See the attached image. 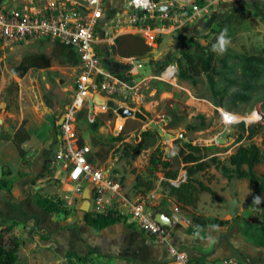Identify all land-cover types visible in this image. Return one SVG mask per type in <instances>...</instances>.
I'll use <instances>...</instances> for the list:
<instances>
[{
    "label": "rangeland",
    "instance_id": "obj_1",
    "mask_svg": "<svg viewBox=\"0 0 264 264\" xmlns=\"http://www.w3.org/2000/svg\"><path fill=\"white\" fill-rule=\"evenodd\" d=\"M45 1L0 0L7 7L20 9L30 3L39 5ZM77 1L83 2L84 0ZM107 1H109V8L113 11L118 10L124 2V0ZM194 1L211 4L207 12L201 15L200 20L196 19L195 24L185 27L187 31L190 29L193 31L183 35L180 30H177L171 36L165 34L155 36L153 41L151 35L144 36L146 43L152 48V53L149 57L141 60L145 62L144 67L134 78L138 83V100L119 104L121 107L139 111L146 121L134 120L133 118L123 120L110 110L98 113V109H95L93 111L95 115L93 123H98L100 128L97 132H92L91 123L88 120L90 111L83 109L77 114L76 137L80 144H87L94 154L99 151L100 147H94L92 139H96L106 150L111 147L107 159L103 163L97 162L96 165L111 170L113 177L122 185V191L126 197L130 199L146 198V196L154 194L153 204L149 205L152 211H154L153 208L156 209L155 207L159 203L161 205L167 199L176 204L174 199L168 197L167 187L164 185L165 173L167 171L176 173L177 177L173 181L186 173L182 153H189L184 147V141L188 140L192 145L202 148L200 162L207 165L204 171L195 175V178L212 192L211 194H200L196 208L180 209L187 216L191 218L198 216L210 225H215L214 227L241 224L245 229V222L250 217L249 215L254 222L255 219L257 221L264 220V206H262L263 208L259 205L253 206L254 203L251 201L256 190L254 184L248 180L228 182L220 170L209 161L216 157L219 165L228 166L229 157L240 146L250 144L256 145L260 151H263L264 77L254 81L242 77L240 70L234 66V58L264 55V13L254 16L255 10L253 8L255 2H264V0ZM232 9L241 10L245 20L242 23L230 20L225 26H220L230 17ZM196 25L198 27H195ZM225 30L226 39L229 40L227 49L223 54L214 52L216 58L215 89L220 92L227 89L229 94L246 96V100L229 97L222 99L221 96H214L204 75L192 77L184 62L182 61V66L178 63L181 61L183 53L197 57L204 53L208 47L213 49V45L217 44L215 41H218ZM53 47L54 43L48 40L22 43L13 46L11 49L0 47V125L4 122L12 126L15 125L14 114L23 107L24 111L30 110L37 119H46L47 122H50L53 136L55 121L68 102L66 93L74 88L75 78L80 73L79 64L68 66L53 61L49 69L28 71L22 79L12 72V69L18 66L25 56L31 54L50 55ZM165 55L166 60H160ZM107 59H117V66L119 67L113 68V70L119 74L126 73L127 62L114 58L110 54ZM161 65H165V68H161ZM169 65H174L177 73L174 79L164 80L162 72ZM227 80L234 81L239 85L247 84L251 89L247 91L235 86L227 88ZM6 89H9L8 92ZM219 102L222 103L221 106H218ZM220 110L222 114H231L238 122L236 126L235 124L227 125L223 122ZM47 115H49L48 118ZM151 122L163 123L165 132L175 137L182 135L183 139L164 141L157 133V135H148L144 140V149L134 161L121 159V152L114 153L116 149L122 150L125 145L139 143L143 132L152 131L147 126ZM253 127L256 128L257 132L255 136L250 137L249 130ZM117 136L124 140L116 143L109 142L110 137ZM219 138L225 142L217 144L215 139ZM153 155L159 156L161 161L168 162L170 167L164 169L158 165L154 173L150 174L149 161ZM9 156L11 158L10 154ZM244 169L246 168L244 167ZM54 170L56 171V169L50 168V179L43 183L44 186L40 189V194L60 202L64 195L63 190H67V187H64L61 182L64 179V173L58 179L53 178ZM254 171L260 181L264 175V161L258 164ZM56 172L59 173L58 170ZM138 176L142 177L143 182L151 181L153 188L150 191H145L143 187L136 188L135 180ZM233 198L238 201L239 212L231 218L227 203ZM248 203L249 206L242 210V205ZM82 204V202L75 200L74 206L65 209L69 211L70 215L76 216L78 213L82 217L85 213L82 206L84 209L88 206ZM63 207L65 206L63 205ZM58 216L64 215L58 214ZM17 230L18 237L23 241L22 249L19 252L20 263L25 264L28 259L32 258L33 254L42 253L41 247L37 246L33 240L36 239L38 230L28 227L26 223L19 224ZM42 237L45 236L40 235V238ZM30 245L35 248L34 251L29 250ZM58 260L51 253L48 257L44 256L40 264H57ZM91 261H93L92 264H107L106 261L97 259Z\"/></svg>",
    "mask_w": 264,
    "mask_h": 264
},
{
    "label": "built area",
    "instance_id": "obj_2",
    "mask_svg": "<svg viewBox=\"0 0 264 264\" xmlns=\"http://www.w3.org/2000/svg\"><path fill=\"white\" fill-rule=\"evenodd\" d=\"M184 2L174 0L165 8L156 0H128L121 13L108 19V39L114 42L113 35L127 27L135 29L141 36L151 35L153 41V34L181 30L196 19L199 20L209 7L208 2L203 5L194 0ZM104 18L105 0H46L39 5L30 3L22 9L7 7L0 2V47L11 49L22 43L50 40L74 52L78 59L80 73L75 78L70 100L57 124L60 142L50 159V168L58 170L60 175L64 173L62 183L67 190H63L61 200L65 208L74 206L75 200L83 203L87 192V213L93 216H121L125 223L133 224L157 243L166 244L175 263L193 264L185 253L176 251L169 244L173 231H196L191 217L175 206L167 215L170 228L160 226L149 207L155 199L154 194L146 198L126 197L122 185L113 177L111 170L92 163V149L87 144H80L76 137L77 114L83 109L90 111L89 103L95 97L117 103L138 100V83L134 78L143 69L144 63L125 59L128 65L126 73L119 75L106 67L95 48L97 28L103 26L101 22ZM176 73L175 66L171 65L162 72V77L164 80L174 79ZM95 109H98V113L110 110L117 115L116 111L105 105L94 103L93 111ZM220 114L225 122L221 110ZM94 119L93 112L89 114L88 120L93 124ZM237 123L228 121L226 124L236 126ZM185 180L186 174H183L176 181H170V184L178 187ZM223 264L236 263L233 259H227Z\"/></svg>",
    "mask_w": 264,
    "mask_h": 264
},
{
    "label": "crops",
    "instance_id": "obj_3",
    "mask_svg": "<svg viewBox=\"0 0 264 264\" xmlns=\"http://www.w3.org/2000/svg\"><path fill=\"white\" fill-rule=\"evenodd\" d=\"M127 1L124 0L120 8L113 11L109 8V1L105 0V18L101 22L103 26L97 28L95 48L109 70L119 66H117V59H107L109 54L112 55L111 45L114 44L108 39L109 33H106L110 26L108 19L121 13ZM172 1L174 0H159V4L166 8ZM184 1L187 3L190 0ZM210 4L208 2V5ZM193 24L195 23L190 24L189 27ZM187 26L185 27L187 28ZM185 27L180 30L183 35L193 31V29L187 31ZM175 32L165 31L153 35L171 36ZM122 34L139 35L135 29L124 27L113 35V39L115 40ZM144 36L141 37L146 42ZM163 57L166 60V55ZM119 59L125 62V59ZM134 60L141 61L142 59ZM71 94L72 89L66 93L68 102ZM64 108L55 121L53 136L50 122H47L46 119H37L36 115L30 110L24 111L23 107L14 114L15 125L12 126L6 122L0 125V180L7 185L6 188H0V223L2 225L16 223L14 234L17 237V227L22 223L38 230L37 237L33 240L37 246L41 247L40 251L46 254H33L25 264H40L41 259L44 256L48 257L51 253L59 259L57 264H70L66 260V255L69 252H74L77 257L82 259L81 262L72 259L74 264H92L91 260L93 259L106 261L107 264H177L171 258L166 244L157 243L153 238L139 231L133 224L125 223L121 216H117L119 220L114 224L98 230L87 226L83 221V216H79L78 213L76 216L68 214L59 217L58 214H48L37 204V198L43 196L40 194V189L44 186L43 183L50 179V159L59 146L60 135L57 124L61 120ZM48 117L49 115H47ZM16 135V140L24 139L18 146L15 140ZM13 154L14 156H12ZM56 171L53 178L58 179L63 174L60 175ZM152 202L151 204H153ZM252 203H254L253 206L259 205L263 208L264 186ZM243 205L242 210L245 209H243ZM175 206L177 205L173 201L167 199L161 205L159 203L155 207L156 209L153 208V213L167 216ZM123 211L122 215H124ZM249 216L245 222V229L241 224L214 227L215 225H210L207 222L205 226H201L195 222L194 218H191L196 226V231H173L169 244L176 251L185 253L193 264H223L227 259H233L236 264H264V245L257 243V241L264 242V220L257 221L255 219L254 222L251 215ZM246 233L253 234L256 242L251 241ZM40 235L45 237L40 238ZM29 250L34 251L35 248L30 245Z\"/></svg>",
    "mask_w": 264,
    "mask_h": 264
},
{
    "label": "trees",
    "instance_id": "obj_4",
    "mask_svg": "<svg viewBox=\"0 0 264 264\" xmlns=\"http://www.w3.org/2000/svg\"><path fill=\"white\" fill-rule=\"evenodd\" d=\"M156 1L159 2V0ZM199 4L203 5L204 2H199ZM253 8L255 10L254 16L263 14L264 2H255L253 4ZM230 20H234L237 23H242L245 20V16L241 10L232 9L230 17H228L225 23L223 22L222 25L220 24V26H225V24H227ZM158 43H160V41H158ZM215 43H218V41H215ZM151 52L152 48L144 41V39L140 35L133 34H122L117 36L114 40V44L111 47L112 55L121 59L134 58L139 60L149 57ZM53 61L68 66H76L79 63L74 52L55 42L50 55H27L21 60L18 66L12 69V72L18 78L22 79L30 70L49 69ZM182 61L184 62L185 66L187 67V71L192 77L204 75L207 78L211 92L214 96H221L222 99L224 97H229L231 99L235 98L246 100V96L239 94H229L227 89L221 92L215 89L214 74H216V58L212 47H208L204 53L198 55L197 57H193L190 54L183 53L181 61H178L179 65L182 64ZM234 61V66L235 68H238L240 70L242 77L247 78L250 81L260 80L262 77H264V55L259 54L244 56L241 58L235 57ZM160 67L165 68V65H161ZM231 86L240 87L247 91H250L251 89V87L247 84L239 85L234 81L227 80L226 87L228 88ZM9 89H6V91L8 92ZM221 105L222 103L219 102L218 106ZM242 126L244 125L242 124ZM99 128L100 125L98 123L90 124V129L92 132H97ZM249 131L250 137L256 135L257 131L255 127L250 128ZM17 135L15 136V140ZM148 135L157 134L154 131H145L141 134L142 139L139 143L135 145H125L122 150L118 151V149H116L114 153L121 152V159H130L134 161L144 149V140ZM123 140L124 139L122 137L117 136L110 137L109 142L116 143L122 142ZM23 141L24 139H22L21 141L16 140L17 146L22 144ZM177 143H180V141H177ZM92 145L94 147H100V149L94 154L90 161L92 163H103L107 159L112 148L110 147L107 150L104 149V147L96 139H92ZM184 147L189 152L187 154L182 153V161L185 165L186 171L185 182L180 184L178 187L172 186L170 184V181L175 180L177 175L174 172L167 171L165 173L164 185L167 187L168 197L174 199L179 208H196L199 195L203 193L211 194L212 192L207 186H205L195 178V175L199 172L204 171L207 165L204 162H200V154L202 148L185 141ZM262 148L263 151H260V149L254 144H250L248 146H240L236 150V152L229 157L228 166L219 165L216 157L211 158L209 162L214 164L216 168L220 170L222 176L228 182H232L235 180H248L250 183L254 184L256 190L251 197V201H254L257 195L261 193L264 186V175L259 181L254 171L255 167L258 164L262 163V161H264V140L262 141ZM158 165H161L164 169H168L170 167V164L168 162L161 161L159 156L153 155L150 157L149 161L150 174L154 173ZM244 167L246 169H244ZM141 179L142 177H136L135 187H143L145 191H150L153 188L152 182H143ZM6 186V183L0 180V188H6ZM37 204L48 214H62L65 216L69 214V211L62 207L61 201L56 202L51 197L39 196L37 198ZM118 218L119 217L111 216H93L90 213H84L83 215L84 223L87 226L98 230L104 229L114 224L119 220ZM194 219L198 225L205 226L207 224V221H203L199 217H194ZM16 225V223L10 225H2L0 223V264H22L19 260V252L23 246V241L14 234ZM246 236L251 241L256 242L254 240L253 234L251 235L246 233ZM257 243L259 245H264L263 241H257ZM72 259H75L78 262L82 261V259L77 257L74 252L67 253V262H69L70 264H74L72 262Z\"/></svg>",
    "mask_w": 264,
    "mask_h": 264
},
{
    "label": "water",
    "instance_id": "obj_5",
    "mask_svg": "<svg viewBox=\"0 0 264 264\" xmlns=\"http://www.w3.org/2000/svg\"><path fill=\"white\" fill-rule=\"evenodd\" d=\"M165 57H162L161 60H164ZM139 61H136V63H138ZM63 87L65 85H62ZM38 98V95H37ZM40 102V101H39ZM94 103L96 105L99 106H106L108 109L114 110L116 111L117 115L121 118V119H130L133 118L134 120H140L145 122L146 119L145 117L139 112V111H134L132 109L126 108V107H121L119 103L113 101V100H103L99 97H95L93 102L89 103V110H90V115L93 114V105ZM148 129L156 132L159 136H161V138L164 141H168V140H174V139H183L182 135H179L178 137H175L173 135H170L169 133L165 132L163 130V123H149L148 125ZM185 142L189 143L188 140H185ZM215 142L217 144H223L225 142V140L223 139H215ZM88 196H87V192L84 195V202L83 205L87 206L88 205ZM238 201L236 198H233L230 202L227 203L228 208H229V215L231 218L235 217L237 215V213L239 212V208L237 206ZM249 204L243 205V208H246ZM82 209L87 212V207L84 209V207L82 206ZM123 211V209H121V212ZM124 212V211H123ZM154 220L162 227L165 228H170V220L166 215H163L161 213H155L153 215Z\"/></svg>",
    "mask_w": 264,
    "mask_h": 264
},
{
    "label": "clouds",
    "instance_id": "obj_6",
    "mask_svg": "<svg viewBox=\"0 0 264 264\" xmlns=\"http://www.w3.org/2000/svg\"><path fill=\"white\" fill-rule=\"evenodd\" d=\"M229 44V40L226 39V30L224 33L221 34V36L218 39V43L213 45V51L217 52L218 54H223L226 49L227 45Z\"/></svg>",
    "mask_w": 264,
    "mask_h": 264
},
{
    "label": "bare ground",
    "instance_id": "obj_7",
    "mask_svg": "<svg viewBox=\"0 0 264 264\" xmlns=\"http://www.w3.org/2000/svg\"><path fill=\"white\" fill-rule=\"evenodd\" d=\"M222 115H224V117H225V122L226 123H228V121H231V122H237L235 119H234V117L233 116H231V114H222Z\"/></svg>",
    "mask_w": 264,
    "mask_h": 264
}]
</instances>
